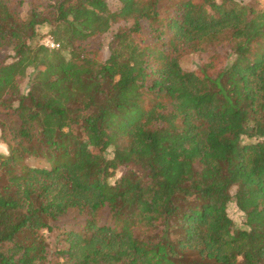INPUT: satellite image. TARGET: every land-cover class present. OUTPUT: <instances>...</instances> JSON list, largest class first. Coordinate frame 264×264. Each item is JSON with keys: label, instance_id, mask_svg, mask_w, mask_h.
Instances as JSON below:
<instances>
[{"label": "trees", "instance_id": "16d2710c", "mask_svg": "<svg viewBox=\"0 0 264 264\" xmlns=\"http://www.w3.org/2000/svg\"><path fill=\"white\" fill-rule=\"evenodd\" d=\"M108 1L0 0V264H264V0Z\"/></svg>", "mask_w": 264, "mask_h": 264}, {"label": "rangeland", "instance_id": "374dc122", "mask_svg": "<svg viewBox=\"0 0 264 264\" xmlns=\"http://www.w3.org/2000/svg\"><path fill=\"white\" fill-rule=\"evenodd\" d=\"M108 5H109V8L112 11H114L118 8L119 3H118V0H109ZM29 7H30V5L28 3H25L23 5L22 10H21V17L22 18H26V14L28 13V11L30 9ZM50 29L51 28L49 26H44L42 28V30L40 29L37 32V35L33 39L28 41V44L31 47H34L36 45L43 44L47 38L52 39L51 35L49 34ZM117 29H118L117 26L111 28L110 31H108V33H106L101 39L102 46H103L102 56L104 59H107L109 56L108 45H109V42H110L112 36L117 31ZM65 56H67V53ZM198 63H199V58H198V56H196L194 54L186 55V56H183L182 58H180V64L185 70H193L198 65ZM35 78H36V76H34V71L31 68L28 69L27 74H26V78L19 81V85L15 90V95H8V94H5V93L3 94L2 92H0V103L1 102H8L9 103L10 101H12L15 98L16 95H18L20 93H22V94L27 93L30 81L34 80ZM3 113H6V110L3 106L0 105V120L4 116ZM77 136L79 137V139L82 142L84 141L85 138H83L82 134L77 133ZM7 153H8L7 146L5 144H2L0 141V154L6 155ZM123 171H124L123 169L118 170L115 174V177L113 179H110L109 183L113 184V182L121 176ZM231 192H233V190ZM227 211H228V215H229L230 219H232V221L234 222L235 227L237 229H245V225H244L245 216L235 208L233 203L228 204ZM52 239H53V237L49 238L50 243H53Z\"/></svg>", "mask_w": 264, "mask_h": 264}, {"label": "built area", "instance_id": "2783aa9c", "mask_svg": "<svg viewBox=\"0 0 264 264\" xmlns=\"http://www.w3.org/2000/svg\"><path fill=\"white\" fill-rule=\"evenodd\" d=\"M43 45L50 50H54V49H57L59 47V45L53 39H50V38H47L44 41Z\"/></svg>", "mask_w": 264, "mask_h": 264}]
</instances>
